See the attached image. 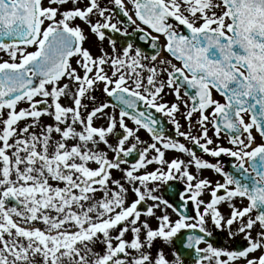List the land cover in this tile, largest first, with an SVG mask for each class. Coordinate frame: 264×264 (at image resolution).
<instances>
[{"label": "snow or ice", "instance_id": "6c2138e0", "mask_svg": "<svg viewBox=\"0 0 264 264\" xmlns=\"http://www.w3.org/2000/svg\"><path fill=\"white\" fill-rule=\"evenodd\" d=\"M0 264H264V0H0Z\"/></svg>", "mask_w": 264, "mask_h": 264}, {"label": "flooded vegetation", "instance_id": "af4514ba", "mask_svg": "<svg viewBox=\"0 0 264 264\" xmlns=\"http://www.w3.org/2000/svg\"><path fill=\"white\" fill-rule=\"evenodd\" d=\"M169 99H171V97H169ZM165 119V121H166V118H164ZM167 122V121H166ZM172 126L171 125H169V134L170 135H172V134H174L173 132H172ZM146 138H147V136H146ZM227 161V158L225 157V158H223V162H226Z\"/></svg>", "mask_w": 264, "mask_h": 264}, {"label": "rangeland", "instance_id": "374dc122", "mask_svg": "<svg viewBox=\"0 0 264 264\" xmlns=\"http://www.w3.org/2000/svg\"><path fill=\"white\" fill-rule=\"evenodd\" d=\"M143 138H146V134L145 133H141Z\"/></svg>", "mask_w": 264, "mask_h": 264}, {"label": "water", "instance_id": "95a60500", "mask_svg": "<svg viewBox=\"0 0 264 264\" xmlns=\"http://www.w3.org/2000/svg\"><path fill=\"white\" fill-rule=\"evenodd\" d=\"M165 124V123H164ZM165 129L167 130V126H165Z\"/></svg>", "mask_w": 264, "mask_h": 264}]
</instances>
